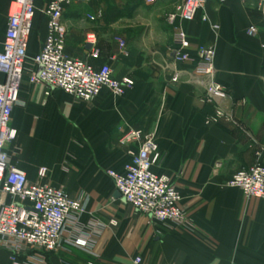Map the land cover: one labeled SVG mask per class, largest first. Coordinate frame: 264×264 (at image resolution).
<instances>
[{
	"label": "crops",
	"instance_id": "0c3cea01",
	"mask_svg": "<svg viewBox=\"0 0 264 264\" xmlns=\"http://www.w3.org/2000/svg\"><path fill=\"white\" fill-rule=\"evenodd\" d=\"M13 1L0 0V49ZM101 1L66 8L67 54L96 69L108 65L117 79L135 84L123 97L105 89L92 102L60 90L47 96L44 85L30 82L36 72L33 60L48 36V19L41 12L47 1L36 3L26 72L11 121L18 136L7 148L9 162L30 183L61 190L84 208L78 222L65 230L62 248L42 255L45 262L264 264V199L227 187L237 172L264 165V17L259 0H210L194 22L171 25L168 17L176 9L166 25H152L148 39L136 45L107 24ZM121 1L153 8L168 0ZM251 27L258 31L255 37L248 35ZM179 29L190 41L187 50L175 42ZM91 36L98 59L90 57ZM200 46L215 50L213 80L227 94L219 104L225 118L213 125L207 118L218 105L208 101L204 79L194 73ZM177 52L187 53L189 60L177 62ZM136 131L158 145L161 161L154 171L169 177L182 195L186 225L138 213L108 176L110 170L122 172L131 160L129 152L140 149L141 143H123ZM41 169L47 170L44 180ZM85 235L94 241L89 251L71 245ZM11 259L0 250V264H13ZM27 260L19 258L21 264Z\"/></svg>",
	"mask_w": 264,
	"mask_h": 264
},
{
	"label": "built area",
	"instance_id": "2783aa9c",
	"mask_svg": "<svg viewBox=\"0 0 264 264\" xmlns=\"http://www.w3.org/2000/svg\"><path fill=\"white\" fill-rule=\"evenodd\" d=\"M46 1L41 12L48 19V36L42 51L33 60L36 72L31 75L30 82L44 85L47 96L53 90H60L82 102L96 100L105 89L116 97H123L133 88V80L117 79L108 65L96 69L67 54L64 12L73 3L91 0ZM146 1L154 3L156 0ZM209 1L183 0L177 11L168 17V22L171 25L194 22ZM218 1L225 4L227 0ZM36 3L37 0H14L11 3L7 30L0 49V75L4 77L0 82V250L11 254L13 264H21V256L28 258L26 264H47L42 255L62 248L65 230L70 224L77 223L84 211L81 202L67 193L48 184L30 183L27 174L10 166L9 162L7 148L18 136L11 121L26 72L29 41L37 13ZM259 4L264 17V0H259ZM88 19L95 20L92 16H88ZM203 21H207L205 16ZM257 33L255 27L248 30L251 37ZM88 42L92 46L90 57L98 59L100 54L96 49V38L91 36ZM175 42L181 50L190 47L188 36L180 29L175 35ZM119 44L123 51L126 50L123 41ZM197 54L199 63L194 73L204 79L208 101L218 105L217 111L207 118V123L217 124L225 118L219 104L227 99V94L213 80L216 52L211 47L200 46ZM175 59L182 63L189 60V55L177 52ZM123 143H141V147L137 152H129L131 160L122 172L108 171L116 191L138 213L160 222L186 225L182 195L169 177L154 171L161 161V154L152 137L145 136L141 131L131 132L125 136ZM46 176L47 170L41 169L39 178L44 180ZM227 187L240 189L249 197L264 199V165L255 164L237 172ZM93 244V239L87 235L71 241L72 246L86 251Z\"/></svg>",
	"mask_w": 264,
	"mask_h": 264
},
{
	"label": "rangeland",
	"instance_id": "374dc122",
	"mask_svg": "<svg viewBox=\"0 0 264 264\" xmlns=\"http://www.w3.org/2000/svg\"><path fill=\"white\" fill-rule=\"evenodd\" d=\"M126 3L121 0H103L99 8L102 17L116 29L118 36L136 45L148 39L152 25H166L167 17L181 5L182 0H168L153 8L138 2L132 5Z\"/></svg>",
	"mask_w": 264,
	"mask_h": 264
}]
</instances>
